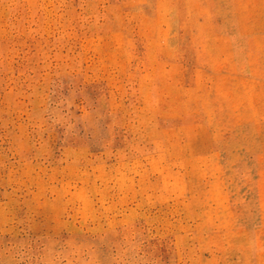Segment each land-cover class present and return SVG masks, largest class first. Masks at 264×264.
I'll return each mask as SVG.
<instances>
[{
  "label": "rangeland",
  "instance_id": "374dc122",
  "mask_svg": "<svg viewBox=\"0 0 264 264\" xmlns=\"http://www.w3.org/2000/svg\"><path fill=\"white\" fill-rule=\"evenodd\" d=\"M0 264H264V0H0Z\"/></svg>",
  "mask_w": 264,
  "mask_h": 264
}]
</instances>
